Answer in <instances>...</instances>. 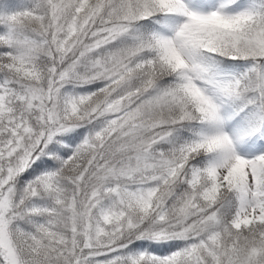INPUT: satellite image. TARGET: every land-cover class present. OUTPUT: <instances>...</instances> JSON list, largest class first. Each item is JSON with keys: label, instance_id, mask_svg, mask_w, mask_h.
Segmentation results:
<instances>
[{"label": "snow or ice", "instance_id": "6c2138e0", "mask_svg": "<svg viewBox=\"0 0 264 264\" xmlns=\"http://www.w3.org/2000/svg\"><path fill=\"white\" fill-rule=\"evenodd\" d=\"M0 264H264V0H0Z\"/></svg>", "mask_w": 264, "mask_h": 264}, {"label": "rangeland", "instance_id": "374dc122", "mask_svg": "<svg viewBox=\"0 0 264 264\" xmlns=\"http://www.w3.org/2000/svg\"><path fill=\"white\" fill-rule=\"evenodd\" d=\"M13 2H19V0H13Z\"/></svg>", "mask_w": 264, "mask_h": 264}]
</instances>
